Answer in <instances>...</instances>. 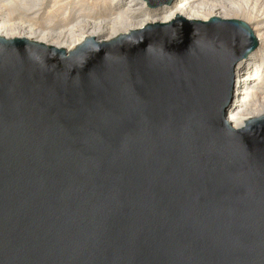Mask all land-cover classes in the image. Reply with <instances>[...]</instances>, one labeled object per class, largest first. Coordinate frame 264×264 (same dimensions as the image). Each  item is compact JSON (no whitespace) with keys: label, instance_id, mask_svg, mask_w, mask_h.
<instances>
[{"label":"water","instance_id":"95a60500","mask_svg":"<svg viewBox=\"0 0 264 264\" xmlns=\"http://www.w3.org/2000/svg\"><path fill=\"white\" fill-rule=\"evenodd\" d=\"M256 46L178 15L68 54L0 37V264H264V114L223 112Z\"/></svg>","mask_w":264,"mask_h":264},{"label":"bare ground","instance_id":"6f19581e","mask_svg":"<svg viewBox=\"0 0 264 264\" xmlns=\"http://www.w3.org/2000/svg\"><path fill=\"white\" fill-rule=\"evenodd\" d=\"M175 15L193 22L237 19L249 27L257 46L235 61L231 101L223 112L232 129L264 114V0H171L150 8L146 0H0V37L26 38L68 54L88 37L109 41Z\"/></svg>","mask_w":264,"mask_h":264},{"label":"rangeland","instance_id":"374dc122","mask_svg":"<svg viewBox=\"0 0 264 264\" xmlns=\"http://www.w3.org/2000/svg\"><path fill=\"white\" fill-rule=\"evenodd\" d=\"M46 3H47V2H46ZM57 12H58V11H57ZM57 12H56V13H57ZM234 17H235V18H238V17H239V19H243V20H245V21H249L248 17H246V15H244V14H242V13H239V14L235 13ZM15 21H17V20H14L13 22H15ZM37 25H38V26H41V22L38 21Z\"/></svg>","mask_w":264,"mask_h":264}]
</instances>
